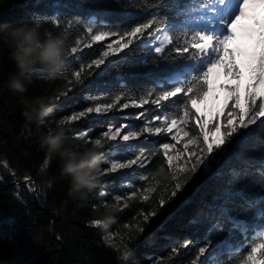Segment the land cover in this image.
I'll return each instance as SVG.
<instances>
[{"label": "trees", "instance_id": "trees-1", "mask_svg": "<svg viewBox=\"0 0 264 264\" xmlns=\"http://www.w3.org/2000/svg\"><path fill=\"white\" fill-rule=\"evenodd\" d=\"M127 2L0 0V24H39L42 33L51 31V36L63 37L68 49L74 46L75 38L86 35L83 32L84 23H78L76 18L88 21L96 16L98 24L115 28L143 22L156 12L155 9L145 11L124 7ZM186 3L188 0H165L159 10V16L166 17L161 26L171 25L176 31L183 29L186 18L175 13ZM56 17L61 20L59 27L51 24V19ZM68 18H72L70 25ZM150 40L149 37L138 41L130 46L131 50L125 49L110 57L112 63L106 61L98 69H86L81 84H76L74 80L72 84L67 82L71 71H78L81 61L87 64L99 55L94 48L71 54L54 71L38 69L28 74V91L24 96L56 97L61 91L67 92L64 99L60 97L56 100V110L48 118L50 123L60 116L110 99L122 90L138 98L145 90L156 88L159 81L170 76L181 64L174 52L170 55L166 52V59L149 53L145 45L150 44ZM9 55V51L0 46V168L5 166L9 172V175L0 174V264H134L142 262L140 256L151 253L153 245L164 243L163 235H167V241L179 249L170 258L169 264H182L205 245L210 230L217 224L222 226V232L211 237L213 243L205 253V263L210 255L217 252L222 253L219 257L221 261H227V251L222 242L227 239L234 245L244 243V237L238 231H230L231 222L226 221L221 213L227 210L228 217L244 221L250 230L262 222L257 219V209L245 207L243 199L236 195L241 188L245 189L244 197L247 199L264 195V178L257 172L264 163V129L256 125L251 127L249 135L234 137L224 146L227 151L218 150L214 154V160H217L215 168L203 174L200 167L171 199L169 196L175 181L167 172L163 156L151 157L146 169L149 178L154 177L156 191L150 199L147 202L133 201L129 207L113 211L101 221L95 213L97 207H103L97 197L99 187L96 186L83 198L71 197L68 194V179L62 174L59 162L54 160L45 166V154L39 146L42 128L35 123L25 126L22 98L8 88V75L13 71ZM69 88L71 91H68ZM189 107L192 108L191 105ZM144 110L148 116L161 111H176L170 102H166L163 110L157 107L156 110L150 107ZM192 115H197L193 109ZM189 128L199 135L195 119L190 120ZM140 149L149 153L154 151L150 142ZM234 171L240 173L238 178ZM18 180H29V183L16 184ZM161 198L165 200L166 213L161 211ZM106 199L109 204V198ZM141 210L155 211V218L161 226L151 235L149 233L154 225H148L145 233L136 234V241L147 239V242L142 245L128 244L126 251L103 242L106 229L118 232L122 225L133 223ZM94 220L101 221V224L90 227V222ZM183 243L188 246L180 248Z\"/></svg>", "mask_w": 264, "mask_h": 264}, {"label": "snow or ice", "instance_id": "snow-or-ice-1", "mask_svg": "<svg viewBox=\"0 0 264 264\" xmlns=\"http://www.w3.org/2000/svg\"><path fill=\"white\" fill-rule=\"evenodd\" d=\"M164 3L165 0H139V2L128 0L123 5L124 7L142 8L145 11L155 9L156 12L145 21L127 27L113 28L106 24H98L96 16H92L88 21H81L76 18L78 23H84L83 32L86 35L75 38L74 46L67 49L66 58L71 54L78 53L81 45L84 48H91L94 44L110 37H116V39L101 46L98 58L92 59L87 64L81 61L79 70L71 71L67 81L69 84H72L73 80L76 84L83 83L86 69H93V67L98 69L106 61L112 63L109 61V57H115L118 53L124 52L125 49L131 50V45L149 37L151 38L150 44L154 45L153 50L156 57L166 59V52L169 55L174 52L180 58L181 64L172 71L170 76L159 81L156 88L145 90L138 98L122 90L110 99L97 102L95 106L86 107L82 111H74L71 115L59 118L56 122L71 125L74 121H78L90 113L112 112L117 109L118 105L119 110L129 107L143 108L146 104L155 105L158 109L163 110L166 102H170L176 111H161L160 114H157L154 120L159 121L158 125H154L152 119L147 120L142 127L138 128L125 123L118 125L110 123L102 136L85 140V143L98 145L102 157L104 156L102 150L106 147L109 148V154L112 158H105L103 163L110 166L101 169V177L109 173H116L121 169L133 170V166L143 168L151 157L162 154L163 163L167 165V172L171 175L172 181H175L169 196L171 199L182 190L188 180L192 179L201 165H204L205 170H207L208 164L215 159L214 154L218 150L227 151L224 146L228 145L234 137L243 138L249 135L253 125L264 129V119H262L264 118V18L257 20L255 16L248 17V13L257 8L264 11V0H188V3L180 7L175 13L178 17L184 16L186 18L183 29L179 31H176L175 27L171 25L161 26L166 17L161 18L159 10L164 6ZM246 17L252 20V25L244 27L238 35L233 25ZM71 20L72 18H68L69 25ZM51 24L59 27L60 18H52ZM36 26L40 27L39 24ZM47 34L51 35L52 33L47 31ZM76 59L79 60V57ZM185 61L187 63H184ZM220 70L223 71L225 78L231 76L236 84L234 87L219 86V90L225 91L227 95L223 107L213 113L215 122L212 123V127L207 128L206 126L210 122L208 117L199 113L193 116L192 109L197 103H204L209 93L213 91L211 77L213 74L218 77ZM245 73L248 74L249 82L244 86L243 107H241V81ZM121 87L123 88L124 85L122 84ZM68 91H71V88ZM66 95L67 92L61 91L55 98L59 100L60 97ZM123 99H130L131 103L121 104ZM213 99L218 100L219 97L214 96ZM229 100L232 101L231 105L228 103ZM144 115L145 113L141 112L134 118L140 119ZM221 116H223V120H221ZM130 118L133 117H124V119ZM192 119L196 120L199 135H196L189 128V122ZM123 129L128 130L122 135ZM173 129H175L174 133ZM91 131L93 129L89 128L87 131L75 134L74 137L71 136V138L77 140L86 138ZM168 133H173L171 141H176L177 144L180 143L178 137L181 134L187 138L183 143L182 150L173 151L176 149V144L164 142L160 143L159 148L151 153L144 149L137 152L131 145L122 151L121 144L117 142L118 138L119 141L129 142L140 140L142 137L147 140L148 137L164 136ZM105 141L117 143L106 145ZM121 155L126 158L123 160L116 158ZM185 157L186 159H184ZM257 172L264 178V163L261 164ZM129 174L134 177L137 176L135 170ZM234 175L238 178L240 173L234 171ZM138 178L147 181L149 176L141 174ZM122 186L129 189L134 188L131 183ZM155 191L156 188L153 186L144 187L139 195L140 201L147 202ZM244 192L245 189L241 188L236 195L243 199L245 207L257 209V219L262 222L250 230L244 221L228 217L227 210H224L221 215L226 221L231 222L230 231L240 232L244 237V243L234 245L228 243L226 239L222 245L227 251V261H221L219 257L222 253L217 252L208 257L207 264H264V195L247 199L244 197ZM106 195V192H100L101 197ZM136 198L137 191H132L126 197L115 196L113 207H119L121 204L125 208L129 207L127 201ZM159 204L163 207L165 200L161 198ZM140 215L143 216L144 222H148L150 217L156 215V212L151 211L145 214L141 210ZM100 224L101 221L94 220L90 222L89 226L96 227ZM124 227L128 228L129 225L125 224ZM139 231L143 232L144 229L139 228ZM249 231H251L250 237ZM221 232L222 226L220 224L213 225L209 232V238L204 246L199 247L191 264H198L213 243L211 237L219 235ZM108 238L111 240L112 236L110 235ZM187 246V243H183L179 247L186 248ZM178 251L177 247L171 249L172 254H177Z\"/></svg>", "mask_w": 264, "mask_h": 264}, {"label": "clouds", "instance_id": "clouds-1", "mask_svg": "<svg viewBox=\"0 0 264 264\" xmlns=\"http://www.w3.org/2000/svg\"><path fill=\"white\" fill-rule=\"evenodd\" d=\"M0 46L10 53L13 71L8 75V88L22 98L25 126L35 123L42 128L39 146L45 154V166L58 161L62 174L68 179L69 196L85 197L101 179L103 160L100 147L95 143H78L67 134L63 123L49 122L48 118L56 110L54 95L24 96L28 91V74L38 69L54 71L63 63L67 55L66 40L42 33L34 24H0ZM113 211L111 205L95 209L101 221Z\"/></svg>", "mask_w": 264, "mask_h": 264}, {"label": "rangeland", "instance_id": "rangeland-1", "mask_svg": "<svg viewBox=\"0 0 264 264\" xmlns=\"http://www.w3.org/2000/svg\"><path fill=\"white\" fill-rule=\"evenodd\" d=\"M252 16H255L257 20H260V19L264 18V11L257 8L255 11H250L248 13V17H252ZM249 21H252V20L250 18L246 17L244 19L237 21L236 24L233 25V27L236 28V30H237V34H238V30L243 29L245 26L248 27V26L252 25V23ZM115 39H116V37H110L105 41H101L97 44H94L91 48H94L99 55V51L101 49V46L106 45L107 43H110ZM145 46L148 47L149 53L155 55V52L153 50L154 45L148 44ZM230 47H231V45H230ZM85 49H90V48H84L83 45H81L80 51L85 50ZM248 82H249L248 74L245 73L244 77L241 81V84H242V87L240 90L241 107H243L244 86H246L248 84ZM252 82L254 83V81H252ZM235 84H236V81L231 76H228L227 78H225L222 70H220V74L218 77L216 76L215 80L211 79V86L213 88V91L209 93V95L206 98V101L204 103H197L195 108H193V110L196 114L199 113L202 116L208 117L210 122L207 124V126H206L207 128L212 127V123L215 122L213 119V113H215L216 111H218L220 108L223 107L224 99H225V96L227 95V93L225 91L219 90V86L220 85H226L227 87H234ZM214 96H218L219 99L214 100L213 99ZM64 97L65 96H63L62 98L64 99ZM120 103L121 104L131 103V100L130 101H121ZM228 103H229V105H231L232 101L229 100ZM204 105L205 106L207 105V106L204 107ZM60 106H58V107H60ZM145 107H150L152 110L153 109L156 110V106L152 105V104H146L143 106V108L129 107L128 109H123V110H119V105H118L117 109H114L112 112L104 113V114L90 113L86 117H82L80 120L74 121L71 125H65L66 131H67V134L74 137L75 134L87 131L89 128H92L93 131L88 133V137L81 138L78 140L74 139L78 143L86 144L85 140L94 139V138H97L99 136H102V133L104 131H107V126L111 123V121H114L115 125H118L120 123H125V124H128V125H131L133 127L138 128V127H142L144 125V123L147 122V120L152 119L153 124L158 125L159 121L154 120V117L157 114H153V115L148 116L147 115L148 112L144 110ZM79 111H82V110H79ZM73 112H71L69 115H71ZM141 112H144L145 115L143 117H141L140 119H135L134 117L136 115H139V113H141ZM225 112H227V109H225ZM126 116L133 117V118L124 119V117H126ZM62 117H64V116H60V117H58V119L62 118ZM221 120H223V116H221ZM103 121H104V123H103ZM127 130L128 129H123L122 135ZM198 131H199V128H198ZM174 132H175V129H173V133ZM173 133H168L164 136L148 137L147 140H144V138L142 137L140 140L129 141V142L119 141V138H118L117 142H119L121 144V146H122L121 150L122 151L124 148L131 145V146H134L135 150L138 152L140 150L141 146L148 143V142L153 144V150L154 151L159 148L160 143H164V142H171L173 144H176V149H174L173 151L182 150L183 149V143L186 140V138L181 134V136L178 137V140L180 141V143L177 144L176 141H171V135ZM237 137L241 138L240 136H237ZM117 142L105 141V144L109 145L110 143L115 144ZM102 151L104 152V156L102 157V160H104L105 158H109V159L112 158L109 154V148L108 147H106ZM129 155H131V153H129ZM116 158L123 160L126 157L121 155V156H118ZM184 159H186V157ZM148 162L149 161H147L145 163V167H143V168H138L136 166H133V170H135V172L137 173V176H135V177L129 174L133 171L130 169H121V170H118L116 173H109L108 175L101 177L98 184L96 185L97 187H99V192L97 193V197L100 201V205L103 207H108L109 205L113 206V204L115 203L113 198L115 196L126 197L127 195H130L132 191H137V198L134 200L127 201V203L130 204L133 201L140 202L139 195L142 192L143 188L147 187V186H153L154 187V183H153L152 178H149L147 181L141 180L138 178L139 175H141V174L147 175L148 170L146 169V167H147ZM179 162H182V161H179ZM216 162H217V160H213L210 164H208L207 170H205L204 165H201V172L203 174H208L213 168H215ZM109 166L110 165L104 164L102 162L101 169H105ZM0 174L9 175V172L6 170L5 166L0 168ZM26 183H29V182H26ZM128 183L133 184L134 188L129 189L126 186H122V185H126ZM110 189H112V191ZM101 191L106 192L107 195L104 197H101L100 196ZM107 197L109 198V204L107 203V201H108L106 199ZM105 204L107 206H104ZM113 208H114V211H119V210L124 209L125 207H123V205L121 204V206L113 207ZM161 211H162V213H166V207L165 206L161 207ZM143 212L145 214H147L150 211H143ZM140 213L137 217H134L133 223H131V224L126 223L129 225L128 228H125L124 227L125 224H124L120 227L118 232H113V233L110 230L106 229L105 233H104V237H103V242L109 244L110 246H112L114 248L120 247V248H122L123 251L128 250L129 245H132L135 243L138 245H142L145 242H147V239L146 240L142 239L140 241H136V238H135L136 234H143V233H145L146 227L148 225H154V229L149 233L151 235V234H154L155 231L160 230L161 226L158 225V221H157V218H155V216L150 217L148 222H144L143 216H141ZM139 228H143L144 231L140 232ZM110 235L112 236L111 240H109V238H108ZM162 237L164 238V241H165L164 243L153 245L154 250H152L151 253L142 254L140 257L143 261L142 262H136L134 264H169L170 258H172L174 255H176V254L171 253V249L174 246H172L171 243H169L167 241V235H163ZM196 253L191 255L182 264H191V261L195 258ZM205 260H206V255L201 257L198 264H206ZM171 264H177V262H172Z\"/></svg>", "mask_w": 264, "mask_h": 264}, {"label": "bare ground", "instance_id": "bare-ground-1", "mask_svg": "<svg viewBox=\"0 0 264 264\" xmlns=\"http://www.w3.org/2000/svg\"><path fill=\"white\" fill-rule=\"evenodd\" d=\"M245 27H247V26H245ZM242 30V29H241ZM241 30H238V34H240V32H241ZM211 79L212 80H215L216 79V75L215 74H213V76L211 77ZM205 101H206V99H205ZM204 101V102H205ZM207 106V105H206ZM205 105H204V107H206ZM210 106V105H209Z\"/></svg>", "mask_w": 264, "mask_h": 264}, {"label": "water", "instance_id": "water-1", "mask_svg": "<svg viewBox=\"0 0 264 264\" xmlns=\"http://www.w3.org/2000/svg\"><path fill=\"white\" fill-rule=\"evenodd\" d=\"M28 181H29V180H20V181L18 180V181H16V183H17V184H20V183H26V182H28Z\"/></svg>", "mask_w": 264, "mask_h": 264}, {"label": "built area", "instance_id": "built-area-1", "mask_svg": "<svg viewBox=\"0 0 264 264\" xmlns=\"http://www.w3.org/2000/svg\"><path fill=\"white\" fill-rule=\"evenodd\" d=\"M0 179H1V177H0ZM29 182V181H28ZM17 184V183H16Z\"/></svg>", "mask_w": 264, "mask_h": 264}]
</instances>
